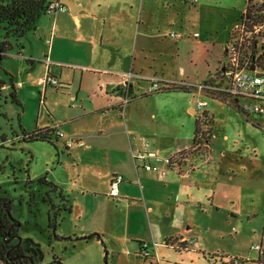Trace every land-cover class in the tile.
<instances>
[{
	"label": "rangeland",
	"instance_id": "374dc122",
	"mask_svg": "<svg viewBox=\"0 0 264 264\" xmlns=\"http://www.w3.org/2000/svg\"><path fill=\"white\" fill-rule=\"evenodd\" d=\"M206 3H208L206 6L199 8L181 1L179 15L174 18V24H170L163 13L155 14V18L162 22L168 35L171 33L181 35V44H185L181 46L178 57L174 60L166 59L169 67L166 75L159 74L161 77L177 84L181 82V85L202 84L210 77L215 78L221 63L225 62V44L229 41L228 35L232 32L234 19L226 13L229 1L210 0ZM243 9L242 3L239 19L243 15ZM168 13L172 11L169 10ZM154 31L156 33V30ZM67 39L68 44L64 45L68 48L61 51L58 56V61L63 64L58 67L53 65V69L58 75L62 70L69 76L76 74L79 79L80 72L86 71L85 67L93 62L85 52L72 48L73 44L70 43L74 41V35H68ZM2 40L3 32L0 30V41ZM41 42L35 37L34 31L28 32L19 40L23 50L20 46L13 47L0 66V82L8 87L0 91V199L8 198L12 201L10 215L22 225L20 237L24 245L29 243L31 247L41 249L44 255L43 262L50 263L55 253L52 254V249L48 247L52 233L48 229L49 208L42 200L47 189L39 187L37 181L46 177L50 182L69 183V177L79 170L82 173L80 183L84 181L97 184L100 179H105V175H109L113 168L110 160L103 154L98 155V151L90 155V158L86 156L78 169L75 167L74 159L64 151L62 164L59 165L57 158L52 162L57 154L49 143L24 141L23 129L32 133L38 126H50L54 123L55 115L60 120L66 117L67 105L79 108L75 107L76 103L82 106L88 102V100L84 102L87 97H83V101L68 103L70 94L62 90L56 92L52 87L44 91L46 59L43 55L49 44L45 40ZM18 53H22L23 58L28 61L14 59ZM86 74L90 78L93 76L88 70ZM11 77L22 108L11 98ZM140 84L145 93L151 86L147 82ZM89 85L91 89L92 84L86 79L85 88ZM189 89V92L179 91L181 95L177 97L154 93L145 100L148 107L170 104L179 107L181 127L180 124L153 122L145 125V128L142 126L140 129L144 135L142 137H149L151 131L155 133V137L156 135L162 137L160 145L164 153L176 139H180L181 147H185L192 143L196 121L203 123L204 111H208L212 125L207 123L203 128L212 131L210 151L214 161L210 167H203L197 176L204 178L206 173L213 170L218 173L220 167L217 165L221 160L224 167H231L238 173L240 183L249 186L234 187L232 194L228 193L226 198L219 187L215 206L210 207L212 204L207 202L208 212L205 214L202 213L205 208L196 205L192 207L191 215L185 210H180L177 217L181 220V228L186 221L194 226L195 233L191 237L195 241L190 242L187 251H181L180 246L169 242L167 244L169 249H158L160 262L152 253L146 257V251H142L139 243H149L150 229L155 230L159 236V223L166 219L174 222L176 216L172 214L170 218H165L162 211L156 210L150 220H147L134 207L127 210L126 203L123 205L120 200L116 201L118 204H113L107 200L86 197L76 204L73 202L75 211L83 212L84 218L80 222L77 213L75 218L66 214V219L62 224L60 221L61 225L57 230L59 237L72 235L75 231L81 233L97 226L103 231L116 232L118 243L107 238L103 248L96 244L82 243L79 249L71 247L68 252L64 246L55 244L57 257L62 264H155L157 261V264H235L232 262L233 259L242 260L244 264H258L259 254L252 250V246L262 244L264 239V127L248 123L245 117L235 110L236 101L225 96H221L225 98L223 101L217 100L198 95V89L194 87ZM97 92V95L91 97L95 104H99L102 99L106 100L105 93H100L98 89ZM216 95L212 94L214 97ZM199 102H206L207 106L199 112L197 118H194L186 108ZM78 127L81 125L78 124ZM135 133L137 132H131V136L134 137ZM223 153L226 154L225 158L222 157ZM213 179L214 176L211 175L210 180ZM29 180L34 183H28ZM34 195V201H31ZM197 196V199L202 200L201 192L197 193ZM59 199L53 201L58 206L57 212L62 215L63 210H68L69 204L66 200H61L60 197ZM95 212L97 216L94 219L86 218L87 214L92 215ZM123 236L129 241H134L130 243L131 250L124 246ZM134 246L138 247V252L128 256L127 254L134 253L132 249Z\"/></svg>",
	"mask_w": 264,
	"mask_h": 264
},
{
	"label": "crops",
	"instance_id": "0c3cea01",
	"mask_svg": "<svg viewBox=\"0 0 264 264\" xmlns=\"http://www.w3.org/2000/svg\"><path fill=\"white\" fill-rule=\"evenodd\" d=\"M53 1L64 3L68 10L54 16L46 13L42 14L36 22L35 30H33L35 37L40 42L45 40L49 44V48L45 50L43 55L46 59L44 74H50L58 80L60 87H52L56 89V92L62 90L70 94L68 95V103L83 101V97H87L84 102L86 100L88 102L87 104L83 103L82 106H78L76 103L75 107L79 108H71L67 105V115L63 120H60L55 115L52 125L46 127L38 126L34 132L54 130L50 145L57 155L54 156L52 162L57 158L58 164L61 165L65 151L74 159V162H76L75 167L78 169L86 156L90 158V155L98 151V155L103 154L110 160L113 168L109 175L106 174V178L100 179L97 184L84 181L80 183L82 173L79 170H76L75 174L69 177V183L51 181L57 187V192L61 193L66 198V203L69 204L68 210L70 211L66 214L68 217L74 216L75 218L77 213L78 220L81 222L84 218L83 212H76L74 204L79 200H85L86 197L95 200H107L113 204H118L116 201L120 200L123 205L126 203L125 207L127 210H131L134 207L147 220H150L151 215L156 210H160L165 215V218H170L172 214L176 216V221L170 222L166 219L159 223V236L155 230L150 229L148 233L149 243H147L149 244V252L156 255L157 260L160 262L158 249H169L167 247L169 242L180 246L181 251H187L190 242L195 241L191 237L195 233V227L186 221L181 228V220L177 217L180 210H185L187 214L191 215L193 213L192 207L196 205V207L205 208V211H202L205 214L208 212V209H206L208 206L207 202L212 204L210 207L215 206L219 187H221V191L226 198L228 193L229 195L232 194L234 187L247 188L249 185L240 183L238 173H235L236 171L231 167H224L221 160L218 161L217 165L220 167L218 173L216 171L213 172V170L206 173L204 178L197 176V173L203 167H210L212 161H214L210 151L212 136L204 145L209 152L206 157L202 159L201 156L197 157L191 153L185 158V166L177 163L170 167L169 160L176 158L179 153L189 150L193 152L195 150L193 140L191 144L181 147V140L176 139L170 149L168 151L164 150V153L160 145V141L163 140L162 137H158V135L155 137V133L152 131L149 132V137H142L144 136L140 132L142 126L145 128V125H150L153 122L172 125L180 124L181 127V109L174 106V104L157 107L146 106L147 102L145 100H148L154 93H149L151 86L145 93L140 83L147 82L151 84V80H157L164 84L175 83L170 79L161 77L159 74H167L166 71L169 64L166 59L174 60L175 57L179 56L178 53L181 51V46L185 45L181 44V35L176 33L168 35L162 22L155 18V14L163 13V16L169 19L170 24H174V18L179 15L178 8L181 7V1L201 8L206 6L208 4L206 2L210 0H196L194 3H189L186 0ZM228 1L229 7L226 9V13L229 17L234 18L231 26L233 32L240 20L239 14L242 3L244 5L242 13L244 14L247 8V1ZM169 10L172 13H168ZM154 30H156V33ZM231 33H229L228 39ZM71 34L75 37L74 41L70 43L73 44L72 48L85 52L93 62L85 67L89 73H92L91 75L93 76L91 78L87 76V70L80 72L78 79L76 74L69 76L60 70L58 75L57 71L53 69V65L58 67V65L63 64L58 61V56L61 51L68 48L64 44H68L67 36ZM228 43L225 44L224 57ZM51 44H53L52 47L50 46ZM20 49L23 50V46H20ZM23 56L22 53H18L14 59L28 61ZM3 60H1L0 64ZM225 63H221L218 70L222 69ZM171 76L173 75L171 74ZM86 79L89 84L91 82V89L90 85L85 88ZM212 79L214 77H210L208 81L202 84ZM11 81V86L13 85L15 88L12 77ZM18 83L20 85V81ZM186 84L184 83L183 85L191 89L192 87L198 89L202 85ZM49 87L51 86L45 84L44 91ZM4 88H8L6 84L2 90ZM97 89L100 93H105L106 96H103L106 100L102 99L99 104L91 101V97L98 94ZM164 95L177 97L181 95V92L164 93ZM198 95L221 101L225 99L218 95L214 97L207 95V93H200L199 90ZM125 96H128L127 103L125 102ZM197 104L186 108L188 113L194 118H197L200 112L197 110ZM234 104L236 106L235 110L241 113L248 123L256 127H264V117L248 115L241 111L237 102ZM204 114L208 116L210 113L204 111ZM49 116L51 117L52 115L50 114ZM78 124L81 127H78ZM23 131L28 134L34 133H29L25 129ZM58 132L62 133L63 136L58 137ZM131 132L137 133L132 137ZM138 152H155L157 157L136 163L133 154ZM222 157L225 158L226 154L223 153ZM145 165L156 167L158 171L149 172L144 168ZM116 175L123 176L124 181L120 185L119 197L111 199L108 196L110 183ZM211 175L214 176L213 180H210ZM45 179L47 178L45 177ZM200 192L203 197L202 200L197 199V193ZM96 216L97 213L95 212L92 215L87 214L86 218L92 220ZM95 234L101 237V241L97 238L84 239ZM61 236H72L74 238V241L56 243L68 248V250L66 249L67 252L71 247L75 250L79 249V245L82 243L96 244L103 248L102 242L105 243L107 238L118 243L116 232L103 231L97 226L81 233L75 231L72 235ZM123 241L124 246L131 250L132 246H130V243H134V241H129L124 236ZM143 244L139 243L142 246V251ZM261 245L264 248V239ZM132 249L134 253H126L128 256L138 252L137 246ZM242 264H244V261ZM258 264H260V255Z\"/></svg>",
	"mask_w": 264,
	"mask_h": 264
},
{
	"label": "built area",
	"instance_id": "2783aa9c",
	"mask_svg": "<svg viewBox=\"0 0 264 264\" xmlns=\"http://www.w3.org/2000/svg\"><path fill=\"white\" fill-rule=\"evenodd\" d=\"M194 3L196 0H186ZM247 8L240 18L234 31L229 36V43L225 51V64L219 77L198 87L200 93L217 94L239 102L241 111L248 115L264 117V0H246ZM68 7L60 1H52L45 13L51 16L64 13ZM45 84L59 87V82L50 74L46 75ZM167 84V83H165ZM172 84V83H170ZM169 85V84H167ZM164 87V83L151 80L149 93H156ZM128 96H125L127 103ZM206 102H199L197 110L202 111ZM62 137V133H57ZM157 157L155 152H138L133 154L136 163ZM170 162V160H169ZM168 162V163H169ZM149 172H157L158 168L145 165ZM124 178L116 175L112 178L109 188V198L119 197L120 185ZM253 251L260 255V264H264V248L261 244H254ZM145 256H149V244H143Z\"/></svg>",
	"mask_w": 264,
	"mask_h": 264
},
{
	"label": "trees",
	"instance_id": "16d2710c",
	"mask_svg": "<svg viewBox=\"0 0 264 264\" xmlns=\"http://www.w3.org/2000/svg\"><path fill=\"white\" fill-rule=\"evenodd\" d=\"M53 0H0V30L3 32V40L0 41V62L5 59L9 52L15 46H20L19 40L26 36L30 31L35 30V25L38 18L45 13L47 6ZM1 66V64H0ZM221 70L219 69L215 77H219ZM213 80V79H212ZM210 80L209 82H211ZM12 82V81H11ZM4 83L0 82V90L3 88ZM12 93L11 98L14 103L19 105L22 108V105L19 103L16 95L14 86H11ZM189 88L181 84H164L162 90L157 93H170V92H189ZM205 121L200 123L198 120L195 123V131L193 137V144L195 150H189L179 153L176 158H172L169 162V166L173 167L177 163H181V166L186 165L185 158L188 154H193L197 157L201 156L202 159L208 155L207 147L204 146L207 141L210 140L212 136V131L209 129L205 130L203 127L207 126L206 124L212 125V120H210L207 114H204ZM24 132V131H23ZM54 134V130L46 131H36L32 134L26 132L23 133L24 141L26 142H46L51 144V137ZM30 183H34L29 180ZM39 184L47 185L57 192V187L48 182L45 178L38 180ZM61 200H66V198L58 192ZM70 211V210H68ZM10 223L7 215L2 214L0 210V263L9 264L8 261L18 257L16 254L8 255L10 247L5 245L6 239L11 238L9 234ZM97 238L101 241V237L97 234L85 237L84 239H93ZM104 246V243L102 242ZM235 264H242V260L233 259L232 261ZM56 264H62L58 262Z\"/></svg>",
	"mask_w": 264,
	"mask_h": 264
},
{
	"label": "flooded vegetation",
	"instance_id": "af4514ba",
	"mask_svg": "<svg viewBox=\"0 0 264 264\" xmlns=\"http://www.w3.org/2000/svg\"><path fill=\"white\" fill-rule=\"evenodd\" d=\"M38 185L39 187H44L47 189L44 196L42 197V200L43 202L47 203L48 208H49L48 210V229L50 230V233L51 232L52 233L50 234L48 247L52 249L51 253L52 254L55 253V254L53 255L52 262L44 263L43 262L44 255L41 249L37 248L36 246L31 247L29 243H27L26 246L24 245L20 237V229L22 225L16 220H14L10 215L12 201L9 200L8 198H3V199H0V210H1V213L7 215L9 219V223H10L9 234H11V238L6 239L5 241V245L10 247L7 254L8 255L10 254L18 255V257L11 259V261H8L9 264H56L58 262H61V260L59 257H57V250H56L55 244L57 242L62 243V242L70 241V240L74 241V238L72 237H62V236L59 237L57 235V230L62 224V221L65 220L66 218L65 215L68 212V210L66 209L63 210L62 215H60L57 212L58 208L56 207L58 206H56L53 200H60L58 193L52 188V186L49 187L47 185H42L39 183ZM34 197L35 195L33 196L31 201H34L33 200ZM60 221H61V224H60ZM65 249L68 250V248L66 247Z\"/></svg>",
	"mask_w": 264,
	"mask_h": 264
}]
</instances>
